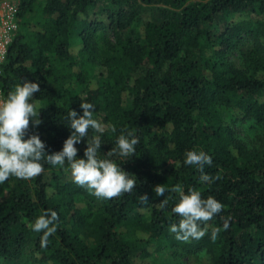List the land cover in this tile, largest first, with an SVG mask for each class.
I'll return each instance as SVG.
<instances>
[{"label": "trees", "instance_id": "1", "mask_svg": "<svg viewBox=\"0 0 264 264\" xmlns=\"http://www.w3.org/2000/svg\"><path fill=\"white\" fill-rule=\"evenodd\" d=\"M18 1L19 29L0 67L3 99L17 83H39L33 100L42 123L29 134L48 154L62 150L65 117L82 115L81 102L117 128L100 136L101 158L121 129L134 130L135 155L113 159L137 185L97 198L74 183L67 163H45L31 180L10 177L0 192V264H160L152 258L163 252L264 264V0ZM239 121L263 132L254 146L238 137ZM75 147L84 158L86 141ZM189 150L210 156L203 173L184 164ZM176 184L224 205L199 240L169 231L180 220L178 195L153 189ZM49 209L58 213L57 231L41 247L43 233L31 225Z\"/></svg>", "mask_w": 264, "mask_h": 264}, {"label": "clouds", "instance_id": "2", "mask_svg": "<svg viewBox=\"0 0 264 264\" xmlns=\"http://www.w3.org/2000/svg\"><path fill=\"white\" fill-rule=\"evenodd\" d=\"M39 91V83L24 80L15 84L7 93V97L0 101V184H4L10 177L31 180L44 172L45 163L53 167H63L67 163L74 183L86 188L97 198L111 200L133 193L137 185L136 176L124 171L113 157L127 159L135 155L136 145L139 143L135 131L121 129L115 147L101 158L100 136L106 130L115 134L117 128L96 119L93 104L81 102L82 115L70 110L65 117L70 135L63 142L62 150L48 154L47 146L39 135L29 134L30 127L35 128L42 123L39 119L40 111L33 100V94ZM90 131L93 133L91 136ZM82 141H86L84 158H77L79 149L75 145ZM184 155V164L196 166L201 173L205 165L210 166L212 163L210 156L203 151L189 150ZM220 178L219 175L215 177L201 175V181ZM153 191L157 196H164L166 191L178 195L179 199L173 212L180 220L178 224L170 225L169 231L181 242L203 238L208 232V222L224 209V205L213 196L202 198L201 192L194 188H189L185 193L181 184H176L171 189L165 185H157ZM138 199L143 204L148 203L146 194L139 196ZM167 203L168 199H165L159 206L164 207ZM228 219L230 218L224 219L225 230L229 226ZM58 220V213L49 209L38 216L31 225L33 231L43 233L41 247H46L49 237L56 233ZM219 231V228L212 230L213 240L217 238Z\"/></svg>", "mask_w": 264, "mask_h": 264}, {"label": "rangeland", "instance_id": "3", "mask_svg": "<svg viewBox=\"0 0 264 264\" xmlns=\"http://www.w3.org/2000/svg\"><path fill=\"white\" fill-rule=\"evenodd\" d=\"M5 1V0H0ZM13 2L15 5L18 6V0H6ZM237 66H241L240 60H235ZM100 69H94V74L100 72ZM94 81L91 82V86L94 87ZM236 130L238 132V137L241 141H243L248 147L254 146L257 141L258 137L261 135V130L256 128V125L250 121H239L236 124ZM2 190V184H0V192ZM156 260L160 264H209V259L204 254H197L194 256H181L179 253L176 255H167L164 252L161 256H154L152 258ZM165 261V262H164Z\"/></svg>", "mask_w": 264, "mask_h": 264}, {"label": "built area", "instance_id": "4", "mask_svg": "<svg viewBox=\"0 0 264 264\" xmlns=\"http://www.w3.org/2000/svg\"><path fill=\"white\" fill-rule=\"evenodd\" d=\"M19 29L17 5L10 1L0 2V67L3 66L8 48L13 42ZM0 91V101H3Z\"/></svg>", "mask_w": 264, "mask_h": 264}]
</instances>
